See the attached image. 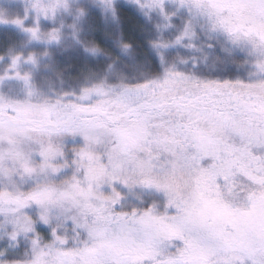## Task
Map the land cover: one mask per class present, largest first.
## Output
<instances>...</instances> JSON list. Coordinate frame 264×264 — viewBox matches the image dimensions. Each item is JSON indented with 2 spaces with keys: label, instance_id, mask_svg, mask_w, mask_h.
Wrapping results in <instances>:
<instances>
[{
  "label": "rangeland",
  "instance_id": "obj_1",
  "mask_svg": "<svg viewBox=\"0 0 264 264\" xmlns=\"http://www.w3.org/2000/svg\"><path fill=\"white\" fill-rule=\"evenodd\" d=\"M122 8L139 19L138 43L111 26ZM93 34L106 38L111 55ZM147 85L173 92L123 119L106 151L100 145L118 121L81 116L60 128L16 127L18 117L0 112V264L22 243L26 264L167 259L184 237L227 229L264 204V113L183 103L210 85L264 98V0H0V106L80 101L89 92L96 105ZM77 140L87 149L64 155L63 143ZM211 174L222 175L209 184ZM212 187L217 196L207 194ZM193 192L203 200L189 217L183 203ZM142 203L150 208L130 211ZM238 235L229 249L241 241L255 248L249 264H264V238ZM201 243L190 244L185 263L208 264L211 245ZM78 246L87 247L79 263Z\"/></svg>",
  "mask_w": 264,
  "mask_h": 264
},
{
  "label": "trees",
  "instance_id": "obj_2",
  "mask_svg": "<svg viewBox=\"0 0 264 264\" xmlns=\"http://www.w3.org/2000/svg\"><path fill=\"white\" fill-rule=\"evenodd\" d=\"M44 2H47L48 0H43ZM99 16V13H97ZM96 14V15H97ZM93 16L92 25L100 26V19H97V16ZM138 18L133 14V12L129 9L122 8L118 10V20L116 19L115 22L111 26H113L116 30H120V33L122 32V36L126 38L125 40L133 42V44L139 42V38H141V25L140 22H138ZM106 22L103 23L102 29L104 30L107 26L105 25ZM112 23V22H111ZM91 26V25H90ZM92 27V26H91ZM103 33V32H102ZM94 40H95V34ZM104 38H96V43L101 49H104L106 51V54L111 55L112 51L108 49L107 46L104 44ZM104 43V44H103ZM83 55V54H82ZM83 58V57H82ZM82 58H77L82 60ZM96 61L98 64H102L103 60L102 58H96ZM170 86L166 85H157V86H137V87H127L120 91V93L111 101H98L96 102V105H92V103H88L86 100L88 98H92L91 96H94V92L84 93L83 96L79 99L80 101H72L68 100L66 98H58L56 100H52L50 102H44L45 104H42V102H36L32 106L19 104V103H8V105L0 106V112L3 114H6V117H18L17 119H20L16 122V127L19 126L20 123H26V124H33L34 126L41 125L43 127H65L70 126L71 124H74L77 119H79L81 116H84L85 118H89L92 116H98V117H104L109 122L111 121H118V123L114 122V125H111L109 123V133L110 136L108 138H111V140L106 143L105 145H100L104 150L110 149L111 146H116L117 140H115L116 136V129L118 128L120 124L124 120L127 122H130L129 118L132 116L135 111H138L144 107L147 106V104L158 101V100H165L167 96L169 97V94H172ZM166 96V97H165ZM257 99V100H254ZM259 99V100H258ZM183 103L189 104V106L194 107H201L206 109H215V108H224V109H230L232 111H239V112H255L259 114L264 113V98L260 97L257 93L249 90V89H243L241 87H233V86H217V85H210L206 86L203 89H200L197 93L191 94H185L183 96ZM254 103V104H251ZM255 103H258L256 105ZM245 105H249L247 107H244ZM241 108V109H240ZM240 109V110H238ZM126 116V117H125ZM118 124V125H116ZM64 144V155H68L69 157H72L74 155V152L84 151V149H87V144L85 141H73V142H65ZM63 146V145H62ZM69 173V172H68ZM72 174V172H70ZM222 175V174H221ZM221 175L215 176V178H219ZM79 176H84V172L81 171V174ZM215 178L213 177V174L208 179V183H214L216 182ZM215 188H209L207 191V194L211 197L217 196L215 192ZM188 198L184 200L183 211L185 214H187L189 217L195 216L194 214L197 212V208L199 207L200 202L202 200H198V195L195 194V192L188 194ZM149 203H142L140 206L131 207L130 211H136L139 212L143 209H149L150 207ZM117 213L121 211L120 209L116 208L115 210ZM114 211V212H115ZM130 211H122V212H130ZM125 213V214H126ZM253 217L251 219L247 218V220L238 221L237 223H234L233 226H227V229H216V227L213 231H215L212 235L207 236L205 238L199 237H182L183 239L180 240V248L179 250L173 249L174 251H171L168 255L169 257L164 258H158L156 260H143V262L138 263H132V264H187L183 260V256L187 253V250H191L190 244L194 243H201V241L210 242L211 248L210 253L213 254L217 252L214 256H211L209 254L210 260L208 261V264H249L251 259L253 258L252 252L255 248L245 249L243 248V243L241 244V241L235 242V246H238L237 252L229 249L230 246L233 245V236L237 238L239 237L240 233H244L247 235H251L254 239H263L264 238V204L258 206L255 210V214L252 215ZM116 217V216H115ZM183 219V217L181 218ZM193 224V221L190 222L189 225L185 226L184 228L189 230ZM139 224L136 223V220H134V226H138ZM240 225V226H239ZM209 228L211 227V224L208 225ZM187 227V228H186ZM239 227V228H238ZM226 230V231H225ZM237 233V234H230L229 236L226 234L229 233V231ZM225 231V232H223ZM230 232V233H231ZM223 233V234H222ZM242 235V234H241ZM243 237V236H242ZM250 237V238H252ZM257 241V240H256ZM264 241V240H259ZM87 247L90 246L86 244ZM264 245V244H263ZM93 246H96L93 244ZM23 247V249H21ZM70 247H74L72 244H70ZM85 247L84 249H80L81 247L78 246V248H73L74 252L73 255H76L78 258L75 259L77 263H79V255L81 253L80 250L87 249ZM233 247V246H232ZM258 248V247H256ZM20 252L15 253H9L6 254L5 260L7 264H26V260L28 258V254L25 253L26 250H28L27 243H22L21 247L19 248ZM257 250V249H256ZM264 250V246L258 250L262 251ZM195 255L194 258L200 259L199 251L193 252ZM172 258V259H171ZM42 259V260H41ZM37 262L34 264H55L52 263V260H48V258L45 257H38ZM180 260V261H179ZM179 261V262H178ZM183 261V262H182ZM181 262V263H180ZM32 264L33 262H27ZM104 264H117L116 261H113L111 263L105 262ZM129 264V263H125Z\"/></svg>",
  "mask_w": 264,
  "mask_h": 264
}]
</instances>
